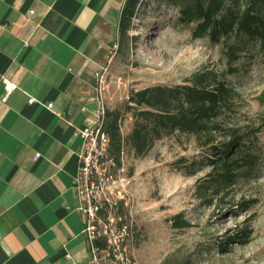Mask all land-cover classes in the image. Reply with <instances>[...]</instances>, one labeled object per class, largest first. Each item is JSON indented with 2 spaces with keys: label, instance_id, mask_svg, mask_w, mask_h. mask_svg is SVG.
Instances as JSON below:
<instances>
[{
  "label": "rangeland",
  "instance_id": "rangeland-1",
  "mask_svg": "<svg viewBox=\"0 0 264 264\" xmlns=\"http://www.w3.org/2000/svg\"><path fill=\"white\" fill-rule=\"evenodd\" d=\"M178 13L168 0H142L125 35L115 34L104 66L105 111L121 125L125 172L115 193L128 251L137 264H264V57L252 42L234 38L237 60L228 63L218 42L192 38L195 24L178 23ZM202 71L231 89L214 117L213 145L229 143L232 130L244 145L235 178L211 190L210 146L199 145L208 136H163L142 156L126 142L138 112L151 111H128L132 93L189 85Z\"/></svg>",
  "mask_w": 264,
  "mask_h": 264
},
{
  "label": "crops",
  "instance_id": "crops-1",
  "mask_svg": "<svg viewBox=\"0 0 264 264\" xmlns=\"http://www.w3.org/2000/svg\"><path fill=\"white\" fill-rule=\"evenodd\" d=\"M125 1L0 0V264H90L74 131L93 121Z\"/></svg>",
  "mask_w": 264,
  "mask_h": 264
},
{
  "label": "trees",
  "instance_id": "trees-1",
  "mask_svg": "<svg viewBox=\"0 0 264 264\" xmlns=\"http://www.w3.org/2000/svg\"><path fill=\"white\" fill-rule=\"evenodd\" d=\"M142 0H126L121 11L118 33L124 36L129 29L131 18ZM179 6L178 23L195 24L192 38L205 37L218 42L220 51L228 63L237 60L239 47L231 43L234 38H243L257 46L264 57V0H168ZM229 4V5H228ZM231 74V73H229ZM231 89L219 76L211 71H202L192 76L189 85L175 88H146L132 93L128 98L127 110L131 105L146 107L138 112L135 123L126 137V142L136 156H142L151 147L152 141L175 133L190 135L200 140L208 136L200 147L210 146L207 158L213 178L207 190L223 188L235 178L242 157L244 145L241 136L232 130L231 141L213 145L212 134L219 130L214 117L226 105ZM104 130L110 138V151L119 161L122 138L118 127V115L106 113ZM255 129L247 137H254ZM218 154V157L211 158ZM250 160L247 161L248 164ZM249 171H252L250 168ZM245 205V204H244ZM174 228H182L175 223Z\"/></svg>",
  "mask_w": 264,
  "mask_h": 264
},
{
  "label": "built area",
  "instance_id": "built-area-1",
  "mask_svg": "<svg viewBox=\"0 0 264 264\" xmlns=\"http://www.w3.org/2000/svg\"><path fill=\"white\" fill-rule=\"evenodd\" d=\"M106 69L95 73V110L90 125L74 131L82 140L78 153L79 171L73 187L80 201L79 210L85 216L84 234L90 264H137L128 251V226L118 214L119 193L115 184L124 174L122 150L119 161L110 151V138L104 130L106 117L103 92ZM4 98L17 89L16 85L2 80ZM34 99H29L32 104ZM47 109H52L48 104ZM131 120V118H129ZM119 130L121 125L118 124ZM38 158V155L35 156Z\"/></svg>",
  "mask_w": 264,
  "mask_h": 264
}]
</instances>
